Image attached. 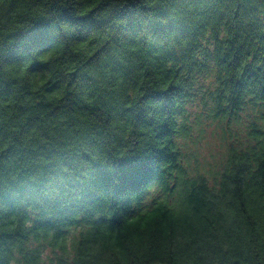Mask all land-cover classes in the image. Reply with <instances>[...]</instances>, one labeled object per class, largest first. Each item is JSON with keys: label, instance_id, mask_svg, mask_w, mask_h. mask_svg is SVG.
Listing matches in <instances>:
<instances>
[{"label": "trees", "instance_id": "trees-1", "mask_svg": "<svg viewBox=\"0 0 264 264\" xmlns=\"http://www.w3.org/2000/svg\"><path fill=\"white\" fill-rule=\"evenodd\" d=\"M0 264H264V0H0Z\"/></svg>", "mask_w": 264, "mask_h": 264}, {"label": "rangeland", "instance_id": "rangeland-1", "mask_svg": "<svg viewBox=\"0 0 264 264\" xmlns=\"http://www.w3.org/2000/svg\"><path fill=\"white\" fill-rule=\"evenodd\" d=\"M248 112L243 111L237 121H231L227 127L214 122L202 126L204 131L195 132L190 141V154L199 157L200 161L213 163L228 153L229 148L238 147L247 138ZM251 116V114H249Z\"/></svg>", "mask_w": 264, "mask_h": 264}]
</instances>
